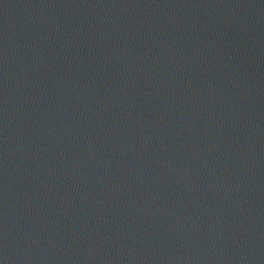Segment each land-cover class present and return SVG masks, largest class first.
<instances>
[{
	"label": "water",
	"instance_id": "water-1",
	"mask_svg": "<svg viewBox=\"0 0 264 264\" xmlns=\"http://www.w3.org/2000/svg\"><path fill=\"white\" fill-rule=\"evenodd\" d=\"M0 264H264V0H0Z\"/></svg>",
	"mask_w": 264,
	"mask_h": 264
}]
</instances>
